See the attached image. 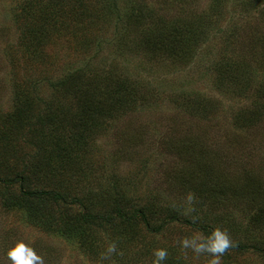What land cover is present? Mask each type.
I'll return each instance as SVG.
<instances>
[{
	"label": "rangeland",
	"instance_id": "374dc122",
	"mask_svg": "<svg viewBox=\"0 0 264 264\" xmlns=\"http://www.w3.org/2000/svg\"><path fill=\"white\" fill-rule=\"evenodd\" d=\"M72 1L0 0V264L18 242L43 264H153L157 249L160 264H209L180 242L207 248L216 229L230 240L220 264H264V0H83L81 30ZM89 93L104 113L81 111ZM19 174L27 189L121 196L168 224L67 239L5 205L20 183L3 180Z\"/></svg>",
	"mask_w": 264,
	"mask_h": 264
},
{
	"label": "trees",
	"instance_id": "16d2710c",
	"mask_svg": "<svg viewBox=\"0 0 264 264\" xmlns=\"http://www.w3.org/2000/svg\"><path fill=\"white\" fill-rule=\"evenodd\" d=\"M76 4L79 5V12L74 16L70 15L69 20L74 19L76 29L81 30V27H83L82 24L87 23V19H90L91 14L85 9L83 0H79ZM76 4L72 1L74 8L77 6ZM48 10L49 13L53 11L51 9ZM85 16H87V18ZM49 38L51 37L49 36ZM74 80H76V78L71 77L64 82L67 83L68 81ZM69 92L72 93L73 91ZM99 98V95L96 94L95 97H93L90 93L79 98L83 107L81 111L87 117H95L96 115L94 114H102L108 108L107 102L99 100ZM72 116L77 118V120H80L79 117H84ZM65 122L69 123L71 120L65 118ZM71 126L77 132L73 136H70L72 143H74L82 137L80 132L81 127L80 124L78 125L76 122ZM78 134H80V136ZM77 143L78 142H76V144ZM58 149L62 150L63 147L59 146ZM55 153L58 155L64 154L63 151H58L57 149ZM6 180L7 179H4L3 182L9 185H11L12 182L20 183V190L17 194V198L14 199L15 201L10 197V199L5 202L8 208L23 204V207H27L28 216L33 224L39 225L40 227L43 226L46 230L59 231L67 239L83 235L92 228H101L103 230H107V227L113 228L112 226H114L117 221L132 227H138L139 224H141L147 232L153 235L161 233L162 229L168 224L166 219L154 225V218L151 217L148 210L140 207H132L131 203L121 196L115 198L113 195H103L101 198L95 199L91 196L89 198L73 197L57 191L30 190L27 189L29 183L24 174H19L12 180ZM74 205L79 207L80 210L78 212L70 210ZM96 205H101L100 209H102V211L96 212ZM111 206H113V215H110L111 213L109 212ZM106 208L110 209L105 211ZM176 218L177 217L173 216L169 221H176ZM185 222L190 225V221ZM193 226L195 227V225ZM206 231L208 232V236H211L213 233V231ZM131 236L133 235L131 234ZM232 249L233 251H243L249 249V247L247 245L237 244L234 245ZM123 253L124 252L120 250V256L129 260L130 256Z\"/></svg>",
	"mask_w": 264,
	"mask_h": 264
},
{
	"label": "clouds",
	"instance_id": "9594fccd",
	"mask_svg": "<svg viewBox=\"0 0 264 264\" xmlns=\"http://www.w3.org/2000/svg\"><path fill=\"white\" fill-rule=\"evenodd\" d=\"M189 201L191 196L188 197ZM214 239L212 240L209 247L205 248L204 244H195L188 239L182 240L181 246L183 248L192 247L193 251L200 253L202 250L213 254V259L209 264H220L219 255H222L225 249L229 248L230 240L226 231L222 232L219 229L213 231ZM115 251V244H110L107 252L112 253ZM219 254V255H218ZM167 253L164 249H157L154 251L155 259L153 264H160L166 257ZM7 257L13 262V264H33V262H38V264H43L42 259L37 256L34 251L27 247L23 242H18L13 248L8 250Z\"/></svg>",
	"mask_w": 264,
	"mask_h": 264
}]
</instances>
